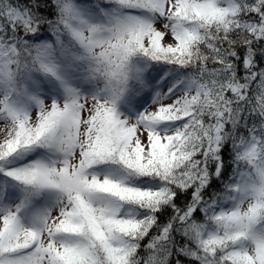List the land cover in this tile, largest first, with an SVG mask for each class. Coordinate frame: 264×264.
<instances>
[{
    "label": "snow or ice",
    "instance_id": "6c2138e0",
    "mask_svg": "<svg viewBox=\"0 0 264 264\" xmlns=\"http://www.w3.org/2000/svg\"><path fill=\"white\" fill-rule=\"evenodd\" d=\"M0 264H264V0H0Z\"/></svg>",
    "mask_w": 264,
    "mask_h": 264
}]
</instances>
